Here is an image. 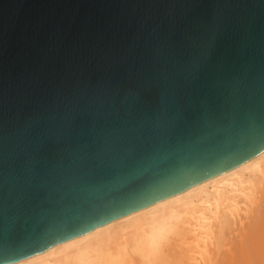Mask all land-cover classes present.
Here are the masks:
<instances>
[{
	"label": "water",
	"instance_id": "1",
	"mask_svg": "<svg viewBox=\"0 0 264 264\" xmlns=\"http://www.w3.org/2000/svg\"><path fill=\"white\" fill-rule=\"evenodd\" d=\"M264 149V0H0V264Z\"/></svg>",
	"mask_w": 264,
	"mask_h": 264
},
{
	"label": "bare ground",
	"instance_id": "2",
	"mask_svg": "<svg viewBox=\"0 0 264 264\" xmlns=\"http://www.w3.org/2000/svg\"><path fill=\"white\" fill-rule=\"evenodd\" d=\"M3 264H264V149L183 191Z\"/></svg>",
	"mask_w": 264,
	"mask_h": 264
},
{
	"label": "rangeland",
	"instance_id": "3",
	"mask_svg": "<svg viewBox=\"0 0 264 264\" xmlns=\"http://www.w3.org/2000/svg\"><path fill=\"white\" fill-rule=\"evenodd\" d=\"M257 187V185L256 184H253V185H251L249 188L251 189H254V188H256Z\"/></svg>",
	"mask_w": 264,
	"mask_h": 264
}]
</instances>
